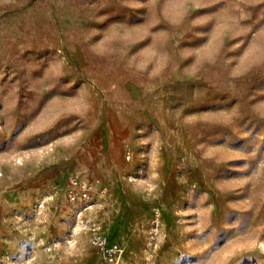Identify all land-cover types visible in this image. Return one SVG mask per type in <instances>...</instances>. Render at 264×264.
I'll use <instances>...</instances> for the list:
<instances>
[{
	"label": "rangeland",
	"instance_id": "374dc122",
	"mask_svg": "<svg viewBox=\"0 0 264 264\" xmlns=\"http://www.w3.org/2000/svg\"><path fill=\"white\" fill-rule=\"evenodd\" d=\"M0 264H264V0H0Z\"/></svg>",
	"mask_w": 264,
	"mask_h": 264
},
{
	"label": "built area",
	"instance_id": "2783aa9c",
	"mask_svg": "<svg viewBox=\"0 0 264 264\" xmlns=\"http://www.w3.org/2000/svg\"><path fill=\"white\" fill-rule=\"evenodd\" d=\"M94 186L84 179L69 177L66 180V196L70 202L86 201L94 192ZM101 193H106L102 188ZM92 245L100 257L105 258L109 263H115L121 254V246L116 240L110 239L109 235L94 234Z\"/></svg>",
	"mask_w": 264,
	"mask_h": 264
},
{
	"label": "trees",
	"instance_id": "16d2710c",
	"mask_svg": "<svg viewBox=\"0 0 264 264\" xmlns=\"http://www.w3.org/2000/svg\"><path fill=\"white\" fill-rule=\"evenodd\" d=\"M110 239H112V240H115V238H114V237H112V236H110Z\"/></svg>",
	"mask_w": 264,
	"mask_h": 264
}]
</instances>
